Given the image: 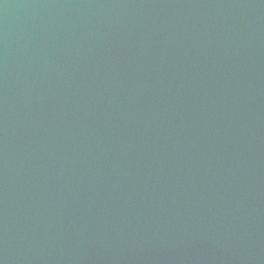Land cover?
Returning a JSON list of instances; mask_svg holds the SVG:
<instances>
[{"label":"water","instance_id":"obj_1","mask_svg":"<svg viewBox=\"0 0 264 264\" xmlns=\"http://www.w3.org/2000/svg\"><path fill=\"white\" fill-rule=\"evenodd\" d=\"M0 264H264V0H0Z\"/></svg>","mask_w":264,"mask_h":264}]
</instances>
